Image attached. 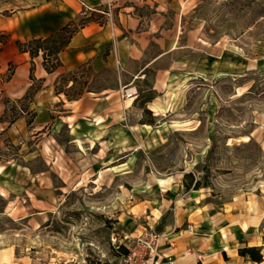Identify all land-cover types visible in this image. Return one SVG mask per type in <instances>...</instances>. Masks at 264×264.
<instances>
[{
  "label": "rangeland",
  "instance_id": "374dc122",
  "mask_svg": "<svg viewBox=\"0 0 264 264\" xmlns=\"http://www.w3.org/2000/svg\"><path fill=\"white\" fill-rule=\"evenodd\" d=\"M21 2L0 0V14ZM167 26L176 50L135 83L140 105L155 96L162 109L130 115L137 128L123 149L77 141L78 149L65 128L31 130L37 82L20 99L3 96L2 128L25 117L0 129V252L14 253L8 264H122L113 239L149 229L188 236L179 232L190 224L195 233L219 229L230 254L251 243L264 252V0H187ZM157 70L161 92L150 90ZM113 79L110 70L86 69L68 93L99 91Z\"/></svg>",
  "mask_w": 264,
  "mask_h": 264
},
{
  "label": "crops",
  "instance_id": "0c3cea01",
  "mask_svg": "<svg viewBox=\"0 0 264 264\" xmlns=\"http://www.w3.org/2000/svg\"><path fill=\"white\" fill-rule=\"evenodd\" d=\"M185 1L22 0L21 6L12 8L5 15L0 14V78L9 65L13 66L10 78L4 82L0 79V114L5 110L3 96L20 99L34 81L40 87L32 96L31 130L45 135L49 130L65 128L68 142L78 149L77 141L88 150L102 149V142L107 148L120 147L126 132L131 133L137 128L127 122L135 110L141 111L145 106L156 115L162 109L157 106L155 96L140 105L135 83L146 77L147 68L157 66L176 50L167 18L170 11H178ZM107 8L111 10V20L105 14ZM67 25H75L76 29L58 53L60 64L52 72L43 67L41 51L31 59L28 52L17 46V41L45 38ZM31 65L33 81L30 79ZM172 66L173 61L169 64ZM86 69L92 74L110 70L114 86L99 91L85 90L67 98L64 91L74 86ZM65 75H68L66 83L58 88ZM159 76L160 70H157L151 91H163L164 83L159 84ZM122 88L135 95L122 98ZM58 107L61 110H56ZM21 124H25L23 115L5 128L0 122V129L9 132ZM111 163L114 161L107 165ZM211 227L205 226V232H194L189 236L171 235L174 246L167 252L172 254L175 264H264V252L260 262L228 253L232 247L229 239H223L224 234L221 237L219 229ZM253 245L258 244H249ZM186 248L193 253L182 255ZM197 254L201 255L200 259ZM13 258L11 251L0 252V264H8Z\"/></svg>",
  "mask_w": 264,
  "mask_h": 264
},
{
  "label": "built area",
  "instance_id": "2783aa9c",
  "mask_svg": "<svg viewBox=\"0 0 264 264\" xmlns=\"http://www.w3.org/2000/svg\"><path fill=\"white\" fill-rule=\"evenodd\" d=\"M105 14L111 20V10L107 8ZM122 98L133 97L135 93L127 92L126 89L120 92ZM182 234L192 235L194 233L192 226H187L186 229L179 232ZM113 239L115 249H125V253L120 255L122 264H175V259L167 250L174 246V240L170 233H158L153 229L144 230L132 240L124 237L117 241ZM193 253L190 248H186L182 255ZM200 259L201 255L197 254Z\"/></svg>",
  "mask_w": 264,
  "mask_h": 264
},
{
  "label": "trees",
  "instance_id": "16d2710c",
  "mask_svg": "<svg viewBox=\"0 0 264 264\" xmlns=\"http://www.w3.org/2000/svg\"><path fill=\"white\" fill-rule=\"evenodd\" d=\"M75 29H76L75 25H67V26L62 27L58 32L48 37H45V38H32L24 42L17 41V46L19 49L28 52L31 59L35 57L39 51H41L42 58H43V61H42L43 67L45 68L47 72H52L60 64L59 59H58V53L65 47L71 33ZM30 79L32 81L34 80L32 77V65L30 68ZM33 83L34 81L31 83V85L29 86L27 90L32 88ZM39 87H40V84L36 86V88L34 89V92ZM64 94L67 98L71 97V95L66 90L64 91ZM151 98L152 96H148L147 99H144V101L143 102L141 101V102L144 104L145 102L149 101ZM5 111H6V106H5V110L3 113H5ZM1 121L2 120L0 118V122ZM11 123L12 121H8V124H11ZM119 251H121L122 254L125 253L124 248H121ZM237 252L240 256H243L244 258H247L253 262H260L262 259V254L260 252L259 246L240 247L238 248Z\"/></svg>",
  "mask_w": 264,
  "mask_h": 264
},
{
  "label": "bare ground",
  "instance_id": "6f19581e",
  "mask_svg": "<svg viewBox=\"0 0 264 264\" xmlns=\"http://www.w3.org/2000/svg\"><path fill=\"white\" fill-rule=\"evenodd\" d=\"M80 146V145H79ZM161 182V181H160Z\"/></svg>",
  "mask_w": 264,
  "mask_h": 264
}]
</instances>
